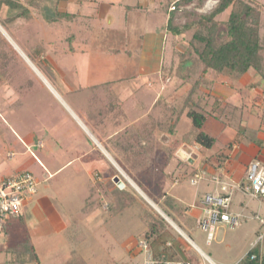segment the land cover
Returning a JSON list of instances; mask_svg holds the SVG:
<instances>
[{"label":"crops","instance_id":"1","mask_svg":"<svg viewBox=\"0 0 264 264\" xmlns=\"http://www.w3.org/2000/svg\"><path fill=\"white\" fill-rule=\"evenodd\" d=\"M159 1L162 0H128L126 2H124V0H69L68 3L66 2L64 9L59 5L57 7L53 6L54 8L51 5H43V8L46 12V18L44 19V22L39 21V26L36 27L34 31L35 34L41 32V38L37 43L41 44L43 47V52L50 62V64L47 62L50 65L49 70L43 68L45 69L44 72L41 71L42 69L40 70L35 66L33 63V58L27 54L26 51L28 50L25 48L26 44L20 40L12 39L10 35L2 28L7 34L6 36V34L3 32L6 38H11L10 40L12 43L7 38L9 43L18 53L22 55V57L33 69L34 67L37 69H34V71L47 85L49 91H51V93L49 91L48 92L52 97L58 98L60 102L63 103L65 106L63 109L65 115L69 117V120L72 122L73 126L80 130V136L85 137V142L81 140H74L71 134L67 132V129H60L58 127L59 130L56 128L52 130L44 122L41 124V131L31 130L29 132H24V130L21 128L20 131L18 129L15 130L17 133L22 135L20 143L25 152L22 151L21 154L25 155L29 153L39 164L41 167V174L44 175L42 178L43 181H48L49 178L57 176L60 172H62V170L67 168V165L72 164V161L74 160L78 163L77 166L73 167V171L71 173L72 180L77 179L79 182L84 181L85 184L87 179L90 182L92 181L91 173H94L96 170H108V164L98 153V150L101 151V149L98 147H102V144L100 143L101 140L99 141L94 136L93 131L87 128V120L90 116L87 111L88 108L86 109L85 107H82V105L76 112V110H74V108H72V106L68 104L63 98L64 96L61 92L62 90H59V86L64 89L68 98H70V96L79 95L77 99H71L73 102L79 101V103H81V94L91 88L96 87L100 89L99 91L103 90L101 91V94L104 96L106 95L107 98L109 96H116L113 103L118 102L119 99L121 101H119L120 105L114 108L110 107L109 105L106 109V116L114 118L117 116V111L115 110H118L121 116L124 114H129L124 109L126 100L130 102L132 95L140 93L142 87L135 86V84L133 85V81H135V79L147 78L148 75H152L153 73H158L161 76V81L159 83L160 86L157 91L158 94L152 100V102L148 104V106L144 105L142 109L140 108L141 100L138 99L140 102L138 103L137 107L140 113H142L138 118L141 119L145 117V115L148 113V110L151 111L152 107L156 103L157 106L155 107L157 108L158 101L163 102L166 100L164 98L165 96L162 95L166 90V83L163 81L165 72L163 71L162 62L164 61L166 52H168L167 56L170 53L173 55L172 52H174L173 50L174 47H176V44H174V41L171 40L173 33L166 27L168 18L170 15H172V13L171 11H165V18H163L161 12L164 11L159 6ZM40 24L42 25L40 26ZM13 43L18 46L21 52L13 45ZM33 44L35 45V43ZM146 59L149 61L148 63H146ZM171 59L173 58L171 57ZM188 60L189 59H186L184 61L183 66L179 67L178 64L180 72L176 77L182 78L181 75L183 73L181 74V72H184V67L189 68V64L192 63L190 62L188 65H184ZM169 65L170 69L172 68V70H174V66L175 68L177 66V64L174 65L173 60ZM211 70L212 69L210 68L203 70L202 67V77L204 76V78H207V80L211 81L212 78L207 76L212 73L213 76L218 78H213L212 80L214 81L217 80L218 82L222 83L223 79L221 80V77L230 79V88L234 89L237 82L236 79H232L225 75L216 73L214 70ZM172 72L169 73L170 76H173ZM243 76L244 78L248 79L243 83L242 86H240V88L243 89H248L247 85L249 83H254L259 80V75L256 72L250 73L248 75L244 74ZM178 78L176 84L180 82ZM251 78H255V81L253 80L251 82ZM3 83L4 82L1 80L0 97H3L5 101H9L7 104L9 107H11V109L2 108L0 106V117H6L4 113L6 110H11V113L12 111L16 110L13 108L16 106V102L22 103V100L18 97L16 99L12 98L14 96V93H12V88L9 87L7 83L1 86ZM52 83H55L56 85ZM146 85L149 87L153 86L150 82H147ZM178 85H174L173 87L177 88ZM259 86L260 88L264 89V83H260ZM173 87H171V90L174 89ZM253 89H258V86L249 88L248 90L255 91ZM210 90L212 95L219 96V94L213 92L212 88ZM210 93L208 92L207 96H210ZM122 94L126 95V97L124 98L122 96L120 98V95ZM142 94V99L147 97L145 92ZM218 100L220 101V99ZM166 103H168V101H165L163 104ZM236 103L237 102L232 103L231 108L230 106H227L226 113L228 111L235 112L236 108L239 110L243 109V104H240V106L237 107ZM78 105L80 106L81 104ZM149 105H151V107ZM221 105L223 106V104ZM184 106L185 104L183 99L178 110L182 109ZM130 107L134 109L135 103L133 102ZM220 108L221 107L219 106L218 109ZM161 109L163 108L161 107ZM209 109H211V106ZM109 110L114 112L110 113ZM174 110L172 108L173 112ZM79 112L80 115L78 114ZM33 114L35 116L40 115L35 111ZM162 114L165 116L163 111ZM101 115L98 114L97 119L102 118L103 115ZM174 115L176 116V119L178 114ZM238 115L242 117L241 112H239ZM248 115L251 116L252 113L249 112ZM258 115L260 114H255L257 118ZM209 117L217 120L211 115H207L206 120ZM94 118L96 119V117ZM183 118L189 120L188 123H190V126L187 128V130H185L186 132L184 131L185 133L183 131H178V127L180 126ZM258 120H260L263 125H259V121L257 123L259 127H257V129H251L252 132L247 131L251 125L248 123V119L246 120L245 124L243 125L245 131H242L243 137L240 140L237 139V136H232L231 138L228 137L221 128L219 140L222 141L223 145H226L232 141L233 143L231 148L228 149L229 155L225 160L224 165L218 167L212 165L210 166L212 168L211 171H209V168H207L210 159L204 160V158L210 154L206 155L200 160L202 154L200 155L199 153L200 151L203 152V150H201L197 144L190 142L192 140V136H189L191 134L190 119L185 116V114H181L179 119H176V122L174 121L171 123L175 125L173 129L174 131L169 133V139L159 142V145L162 148H166L168 145L175 146V158L186 161V164L189 165V171L194 169L193 174L198 172V169L194 163L196 160L198 162L200 160L199 168L201 170L199 173L201 174V178L197 181V183L192 184L190 182V184H199L201 188L203 187V191H199L197 189L194 195L190 196L189 193H187L181 186L182 178L178 177L173 180L170 178H162L153 184H157L159 181L164 179H170V185L167 184L161 188L159 190L161 194L155 196L157 198L155 200L159 201L165 194H167L179 201L185 207V213L190 219L189 222L184 224V227H180L175 220L162 212L154 203V201L149 199L143 193V191L140 190L142 195L151 203L154 208L161 211L169 218L170 221H167L164 218L167 222V226L171 227L172 232L176 236L178 235L177 239L183 244V246L187 249L193 248L199 253L200 256H203L201 257L202 264H238L248 253L257 255L258 260L260 261L259 264L264 262V236L262 239L257 240L258 233L263 229L260 220H264V197H252L247 193H244L243 191L240 192L238 190L233 192L231 211L240 215V222L237 226L233 227L232 230L236 228L237 231L226 235L223 232L222 226L215 228L211 240L208 241L206 239L205 241V244L210 246V254H207L205 251H203L190 238L184 229L185 227L189 226L195 229L199 228L198 225H196V221H198L203 214V198H201V193H225L231 189V185L242 184L246 181L244 179L245 172L247 164L251 159H258L261 162H264V117L260 119L258 118ZM130 122L131 121L129 120L127 125H129ZM15 123L20 125L19 122ZM144 124L147 125V121L142 123V125ZM225 126L226 125L224 124L223 127ZM240 126L241 125L236 128L237 134L241 132ZM258 128H260V131ZM235 139L237 143L234 144ZM93 149L96 150L98 158L92 160V166L87 168L86 165L82 163V161L86 157L87 153ZM104 149L106 153L110 155L109 151L106 148ZM181 150L186 154V160L178 154V152ZM8 156L11 158L12 153H10ZM51 158H59L64 160L58 162L57 164L59 165L55 164L54 167L56 165L57 166L54 168V170L49 171L48 169L52 164H49L47 159ZM23 166L25 167L26 165L23 164ZM221 167L224 168L222 169ZM168 169L175 170V175H177L175 163H172V165L168 166ZM225 169L229 174H231L234 182L225 181V176H223ZM18 170H21V168L12 169L11 172L2 174L1 177L3 178L4 176L14 173ZM192 176L193 175L190 174L189 177L191 178ZM213 177H218L221 182L215 183ZM36 178L39 181L38 192L22 204L20 215L11 218V222L9 223V235H6L5 237L3 233H0V264H75V261L73 260L77 259L75 256V247L76 245L78 246L79 243L83 242L85 238V232L82 231L80 222L77 220L78 217L75 216L77 211L74 209L72 212V208L74 207L75 203L72 205L71 203H63L62 201L58 200L54 187L49 184L48 186L46 185L43 187V185L40 184V179L38 176H36ZM101 182L102 178L100 181H97L96 184L95 182L92 184L97 186V190H100V187L102 186H100ZM68 183H71V180H68ZM62 185L63 182L60 186ZM60 186H57V190L61 189ZM86 186H82L81 184L82 189L86 190L89 188V186ZM174 186L180 188H178L175 193L172 192V187ZM117 188L123 189V186H117ZM117 188L114 187L112 189L113 195L110 196L109 194L110 197L107 196L104 198V200H107V202L110 204L114 203V199L116 197L115 191H117ZM147 189L151 192V184L147 185ZM125 190L129 191L130 189L126 188ZM248 197L253 198L254 202L257 203V210L251 211L252 216H249L247 213V211L251 210L253 207L252 202H250L252 199ZM95 201L97 203H95ZM101 201L102 198L100 197L93 201L94 204L93 202L89 201V203L95 207L94 209L97 212L93 216L91 223L102 219V215L98 216V214H103L105 212L104 209L98 208ZM86 205L87 202L85 201V207L84 205L81 206L83 211L86 210ZM126 207H123L121 210H116V213L119 214ZM108 212L113 213L111 209ZM72 213H75V215L73 216ZM244 213H247V217L243 215ZM248 217L253 220L255 224H249L247 221L242 220ZM140 221L143 222V232L146 226L142 218ZM141 233L137 235V241L132 248L133 250H128V254L144 252L145 257L147 253L152 255V248H150V246H148L147 249H144L139 245V241L143 240L142 238L139 239ZM23 237L29 238L33 248V256L30 257L25 254L22 257V260L17 262V258L12 252L4 251V243L6 238L14 239L15 242H18L23 239ZM170 241V238L167 239L166 245H169ZM214 241L217 246H212ZM218 246H220V248H218ZM11 248L13 249L12 246ZM155 259H163V255H161L160 258Z\"/></svg>","mask_w":264,"mask_h":264},{"label":"rangeland","instance_id":"2","mask_svg":"<svg viewBox=\"0 0 264 264\" xmlns=\"http://www.w3.org/2000/svg\"><path fill=\"white\" fill-rule=\"evenodd\" d=\"M8 1H10L11 4L8 5L0 3V29L3 28L12 39L20 40L24 42V44H26L25 48L28 50L26 52L30 57L33 58V63L38 69H42V72H44L45 69L49 70L50 62L43 52V47L41 46V44L37 43L41 38V32L35 34L34 29L39 26V21L44 22V19L46 18V12L43 8V5H51L52 7H57L59 5L64 9L66 2L68 3L69 0H61V2L60 0ZM126 1L128 0H124V2ZM172 1L173 0H162L158 2L160 4L159 6L164 11L161 12V15L163 18H165V11H172L171 13L174 16V23L177 26H180L184 25L185 23L192 22L196 20L200 15L209 12L218 0H191L187 4L175 5V9L169 10L168 7L170 6V2ZM255 3L259 4L260 8H262V24L264 26V6L261 7L262 4L264 5V0H255ZM228 11L229 8L216 17L221 20L226 19ZM41 25L42 24H40V26ZM3 31L0 30V84L1 80L4 82L1 86L7 83L9 87L12 88V93H14V96L12 98L16 99L18 97L22 100V103L16 102V106H12L16 110L12 111V113L11 110H6L4 111L6 117H0V179L2 178V174H7L11 172L12 169H28L32 171L36 176H38V178L40 179V184H42L43 187H45L46 185L48 186V184L54 187L58 200L62 201L63 203H71L72 205L73 203H75L74 207L72 208V212L75 209L77 213L76 215L75 213H72V215L78 217L77 220L80 222L81 229L83 232H85V238L83 242L79 243L78 246L76 245V247L74 246L76 250L75 256L77 258L76 260L73 259L75 261V264H143V260L145 258L144 252L128 254V250H131L134 247L137 241V235L144 229L143 222H141L140 219L143 209L148 208V205L145 204V202L142 200L145 198L139 192L141 189L138 188V186L124 171V169L114 160V158L106 153L104 148L110 151L113 145L118 142V140L121 139L124 134H126L127 132L128 134H130L131 132H135L136 130L141 129L142 127L144 128V126L147 130H149L152 126L153 142H157L159 144V142L165 139H169L170 125L172 126L171 123L174 121L176 122V119H179L180 117V114H178L177 118L175 119L176 116L174 114H177L175 113V111H177L181 106V101L183 99L184 102L191 101L186 100L187 98L185 99L186 94L192 93L194 97L192 96L191 98L194 101L196 100L197 102L202 104L205 111H209L210 103L213 101V97L207 96V93H210L211 88L213 92L219 94V96H213L214 98L217 97L218 99H220L221 104H223V106H221L223 107L224 115L222 116V121L220 120L221 123L218 122L219 120L217 121L210 117L205 121L202 127L203 130L211 135L217 136V141L211 149H206V151L203 152L199 150V154H202L200 160L206 155L212 154L214 150L223 145L222 141L219 140L221 128L228 137L231 138L232 136H237V139L240 140L243 137L242 131H245L243 125L245 124L247 119L248 123H250L251 125V127L247 129L248 132H250L251 129H257L259 125H263V123H261L258 118L260 119L264 117V89L260 88V86H258V89L256 90L253 89L255 91H249V87L248 89L240 88V86H242L243 83L248 80L247 78H244V76L236 80L237 82L234 89L230 88V79L221 77V80L223 79L222 83L218 82L217 80L214 81L212 79L217 77L213 76L211 72V74L207 76L212 78L211 81L207 80V78H204V76L202 77L203 64L190 43L193 30H185L184 32L178 34H174L171 31L173 33V37L171 38V40L174 41L173 43L176 44V47H174V52H172L173 55L170 53L167 56L168 52H166L164 61L162 62L163 71L165 72V74H167H164L163 76V81L166 83V90L162 94L163 96H165L164 98L166 100H164L163 102L158 101V107H155L157 106L156 103L153 106L155 108L152 107L151 111L148 110V113L145 115V117L141 119L138 118L142 114L137 107L138 103L140 102L138 99L141 100L140 108L142 109L144 105L148 106V104L151 103L152 100L157 96V91L160 86L159 83L161 81V76L158 73H153L152 75H148L147 78L135 79V81H133V85L135 84V86L142 87L140 93L132 95L130 102L126 100L124 109L129 114H124L123 116H121L120 112L118 110H115L117 111V116L114 118L106 116V109L109 105L113 108L120 105L121 101L119 99L118 102L113 103L116 96H109L107 98L106 95L104 96L103 94H101V91L103 90L99 91L100 89L96 87L91 88L81 94V103H79V101L73 102L71 99H77L79 95L70 96V98H68L64 89L59 86V90H62L61 92L64 96L63 98L68 104L72 106V108H74V110H76V112L82 105V107H85L86 109L88 108L87 111L90 116L87 120L88 124L86 123L87 128L93 131L94 136L97 139L99 138L98 140H101L100 143L102 142V147L98 148L101 149V153L114 166L117 171L116 174H114L113 170L108 171L105 169L96 170L94 173H91V179L93 181H91L92 183L95 182L96 184V182L100 181L102 178L100 186L102 185L104 187L101 186L100 190H97V186L93 185L88 179L86 180V184L84 183V181L79 182L77 179L72 180L71 173L73 171V167L77 166L78 163L74 160L72 161V164L67 165V168L62 170V172H60L57 176L49 178L48 181H43L42 178L44 177V175L41 174V167L39 166V164L32 158L29 153L25 155L21 154V152L24 151L20 143L22 135L17 133L15 130L18 129L20 131L21 128L22 130H24V132H29L31 130L41 131V124L44 122L52 130L54 128L59 130L58 127L60 129H67V132L71 134L74 140H81L85 142V137L80 136V130L73 126L72 122L69 120V117L65 115V112L63 110L65 106L63 105V103L60 102L58 98H54L51 96V91H49L47 85L35 73L34 69H37L35 67L33 69L22 57V55L13 48V46L8 41L11 38L7 37V40V35L5 36ZM10 42L12 43L11 40ZM33 43H35V45ZM13 45L18 48L15 43H13ZM171 57L173 59H171ZM186 59L189 60L185 62L184 65H188L190 62L192 63L189 64L188 69L184 70V73L181 75L182 78H178L176 76L177 74L179 75V67L183 66V63ZM172 60L174 65L177 64L176 68L175 66L173 67L174 70H172V68L170 69L169 65ZM47 62H49V64ZM148 62L149 61L146 59V63ZM170 72L173 73V76H170ZM43 74L46 75L45 73ZM177 78L180 81L178 82L179 85L176 84ZM225 79L227 80L224 81ZM253 80L255 81V78L250 79L251 82ZM147 82H150L153 86H147ZM174 85H178L177 88L173 87ZM171 87H173L174 89L171 90ZM143 92H145L147 96L144 99H142ZM122 96L124 98L126 97V95L122 94L120 95V98ZM253 99L255 103L253 102ZM165 101H168V103L163 104ZM133 102L135 103L134 109L130 107ZM234 102H237V107H239L240 104H243V109L239 110L236 108L235 112L228 111L226 113V107L230 106L231 108V105ZM7 103H9V101H5L3 97H0V106L2 108L11 109V107H9ZM78 104L81 105L79 106ZM149 106L151 107V105ZM160 106L163 109H161ZM172 108L173 110L175 109L174 112L172 111ZM34 111L40 115L35 116L33 114ZM162 111L165 116L162 114ZM109 112L113 113L114 111L109 110ZM239 112L242 113V117L238 115ZM249 112L252 113L251 116L248 115ZM256 113L260 114L258 115V118L255 116ZM78 114L80 115V112ZM92 114L94 115V117H96V119ZM98 114H102V118L97 119ZM129 120L131 122L129 125H127V122ZM144 121H147V125H142ZM259 121L260 124L258 125L257 123ZM15 122H19L21 126L17 125ZM188 122L189 120L183 118L180 126L178 127V131L184 132L185 130H187V128L190 126V123ZM224 124L226 125L225 127H223ZM239 125H241V132L237 134L236 128H238ZM258 129L260 131V128ZM189 136L191 137V134ZM232 143L233 141L231 142V145ZM235 143H237L236 139L234 140V144ZM223 152L229 153L228 149L223 150ZM10 153H12V159L8 156ZM96 153V150L93 149L92 151L87 153L86 157L82 161V163L85 164L87 168H90V166H92V160L98 158ZM157 155L158 150L157 148H155L152 153L153 157L150 160H153V162L160 160L159 157H156ZM209 158L210 161L209 165H207V168H209V171H211L212 168L210 166L214 165L215 163L217 164V158ZM47 160L49 164H52L48 169L49 171H51L54 170L57 165H59L57 164L58 162H61V160L64 159L51 158ZM200 160L199 162L196 160L197 162L195 161L194 163V165L198 169V172H200L201 170L199 168ZM204 160L207 159L204 158ZM148 161L149 160L143 158L140 162V160L136 158L134 162L135 165L133 164L135 167L132 168V170L138 173L139 165H144ZM138 163L139 165H137ZM23 164H25L26 166L24 167ZM55 164L57 165L54 167ZM221 168L223 169L224 167ZM223 174V176H225V181L234 182L231 174H229L226 169ZM115 176L118 177L117 182L114 181ZM189 178V176L183 177L181 180V186L187 193H189L190 196L194 195L197 189L199 191H203V187L201 188L199 184L191 185ZM68 180H71V183H68ZM62 182L63 185L60 186ZM121 182L123 183V188L125 189H131L130 187L135 189L133 187L134 185L139 190L137 191L135 189L137 193L136 195L140 198L135 196L139 201L135 200V202L131 206L126 207L122 212L117 214L116 209L112 207L113 204H110L109 202H107V200H104V198L109 196V194L110 196L113 195L112 189L114 187H122L120 186ZM170 183V179H164L159 181V183L157 184H152L150 192L151 197L153 199H157L155 196L161 194L159 190L167 184L170 185ZM81 184L82 186L87 185L89 186V188L86 190L82 189ZM57 186H60L61 189L57 190ZM178 188L179 187L177 186L172 187V192L175 193ZM201 195V198H203L204 194L201 193ZM98 197L102 198V201L101 203H99L98 208L104 209L105 212L103 214H98V216L102 215V219L91 223L93 216L97 212L94 209L95 207H93V205L89 203V201L93 202ZM248 198L252 199L250 200V202H252L253 207L251 206V210H248L247 213L249 216H252L251 211L257 210V203L254 202L253 198ZM85 201L87 202V208L83 211L81 206L84 205L85 207ZM96 201L95 203H97ZM148 204L151 205L150 202H148ZM110 209L113 211V213L108 212ZM247 213H244L243 215L247 217ZM242 220L247 221L249 224H255V222L249 217ZM219 226L223 227V232L226 235L237 231L236 228L232 230V228L224 223L216 224V228H218ZM184 229L190 236V238L203 251H205L207 254H210V246H207L205 244V241L207 239L206 232L202 231L200 228H191V226L185 227ZM212 246H217L215 241L212 243ZM218 248H220V246H218Z\"/></svg>","mask_w":264,"mask_h":264},{"label":"trees","instance_id":"3","mask_svg":"<svg viewBox=\"0 0 264 264\" xmlns=\"http://www.w3.org/2000/svg\"><path fill=\"white\" fill-rule=\"evenodd\" d=\"M190 1L191 0H178L175 2V5L187 4ZM0 3L11 4L8 0H0ZM263 6L262 4L261 7ZM228 8L229 11L226 19L221 20L216 17ZM173 18L174 16L170 15L166 27L174 34L184 32L185 30H193L190 43L203 64V70L210 68L216 73L236 80L241 78L244 74L256 72L259 75V80L254 83H249L247 86L253 88L259 86L260 83H264L263 16L262 8H260L259 4L255 3V0H218L209 12L200 15L192 22L180 26L174 23ZM185 69L188 68L184 67V70ZM182 73L184 72H181V74ZM192 96V93H188L185 99L187 98L186 100L191 101H185V106L175 111V113L180 115L185 114V116L190 119L192 126V140L190 142L197 144L201 150L205 151L206 149H211L217 141L216 136L205 132L202 128L206 116L211 115L213 118L222 121V116L224 115L223 107L218 98H214L210 93V96L213 97V101L210 103L211 109L205 111L203 105L196 100L194 101L191 98ZM219 106L221 107L220 109H218ZM174 127V124H172V126L170 125V133L174 131ZM152 129V126L149 130L144 126V128L142 127L136 131L134 130L135 132H131L130 134L127 132L113 145L110 151L107 150L144 194L149 199L153 200L162 212L175 220L180 227H184V224L190 220L189 216L185 213V207L167 194L159 201L153 199L150 191L147 189V185H152L162 178H170L173 180L176 177H188L190 174H193L194 169L189 171V165H187L185 161L175 158V146L172 145L162 148L157 142H153ZM230 147L231 142L214 150L206 159L208 160L210 159L209 157H216L217 164H214L215 167L223 166L229 155L223 152V150L230 149ZM155 148L158 150V155L156 157H159L160 160L153 162V160L150 159L153 157L152 153ZM98 153L108 164V171L113 170L114 174H116L117 171L114 166L107 160L101 151L98 150ZM136 158H138L140 162L143 158L149 160L144 165L137 164L139 165L138 173L132 170V168L135 167L134 162ZM172 163H175L177 175H175V170L168 169V166L172 165ZM18 171H29L34 175V173L28 169H21ZM16 172L9 175H13ZM3 178H1L0 181ZM130 188L129 191L124 188H117L116 197L114 203H112L114 209L121 210L123 207L132 205L135 202L137 193L135 189L132 187ZM145 199H143V201L148 205V208L143 209L141 218L146 228L141 233L139 239L142 238L145 240L148 246L152 248L153 257L160 258L161 255H163V259L166 260H182L190 264H202V258L199 253L193 248H185L177 239L178 235L176 236L172 232L171 227L167 226V222L159 214L158 210L153 208L152 205H149V201L146 199L147 202ZM10 222L11 217L6 218L2 229H0V233H3L5 237L9 235ZM196 222V225H198V221ZM169 238L171 241L169 245H166V241ZM4 251L12 252L16 256L17 262H20L25 254L30 257L33 256V248L28 237H23V239L18 242H15L14 239L6 238ZM251 255L252 253L246 254L238 264H259L260 261L258 260V256L254 255V257L251 258ZM262 264H264V262H262Z\"/></svg>","mask_w":264,"mask_h":264},{"label":"built area","instance_id":"4","mask_svg":"<svg viewBox=\"0 0 264 264\" xmlns=\"http://www.w3.org/2000/svg\"><path fill=\"white\" fill-rule=\"evenodd\" d=\"M176 1L178 0H173L171 2L169 10L175 9ZM200 178L201 174L196 172L190 178V182L195 184ZM213 180L215 183L221 182L218 177H213ZM245 180L246 181L242 184L231 185V189L225 193L204 194L202 199L203 214L198 220V227L207 233L208 241L213 237L216 224L224 223L230 228L239 224L240 215L231 211L233 192L240 190L252 197H264V162L258 159H251L247 164ZM38 185V179L29 171H18L0 181V229H2L6 218H13L20 215L22 204L38 192ZM133 187L139 191L134 185ZM159 212L163 218L170 221L165 214L161 211ZM260 223L263 229L258 233L257 240L262 239L264 236V220L261 219ZM139 245L144 249L148 248V244L145 240L139 241ZM251 257L253 258L254 255L252 254ZM143 264L190 263L182 260L155 259L150 253H147L143 260Z\"/></svg>","mask_w":264,"mask_h":264},{"label":"water","instance_id":"5","mask_svg":"<svg viewBox=\"0 0 264 264\" xmlns=\"http://www.w3.org/2000/svg\"><path fill=\"white\" fill-rule=\"evenodd\" d=\"M178 154H179L180 156H182V158H185V156H186V154H185L182 150L179 151ZM189 160H191V159H189ZM114 181H115V182L118 181V177H117V176L114 177ZM120 186H123V183H122V182L120 183Z\"/></svg>","mask_w":264,"mask_h":264},{"label":"bare ground","instance_id":"6","mask_svg":"<svg viewBox=\"0 0 264 264\" xmlns=\"http://www.w3.org/2000/svg\"><path fill=\"white\" fill-rule=\"evenodd\" d=\"M1 28V27H0ZM1 31H3V29H0ZM5 33V31H3ZM6 34V33H5ZM7 35V34H6ZM151 204V203H150Z\"/></svg>","mask_w":264,"mask_h":264}]
</instances>
